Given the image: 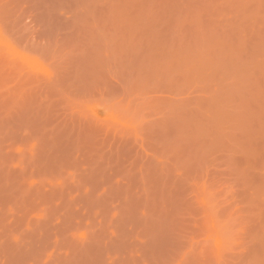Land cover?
I'll use <instances>...</instances> for the list:
<instances>
[{
	"label": "rangeland",
	"instance_id": "obj_1",
	"mask_svg": "<svg viewBox=\"0 0 264 264\" xmlns=\"http://www.w3.org/2000/svg\"><path fill=\"white\" fill-rule=\"evenodd\" d=\"M0 264H264V0H0Z\"/></svg>",
	"mask_w": 264,
	"mask_h": 264
}]
</instances>
